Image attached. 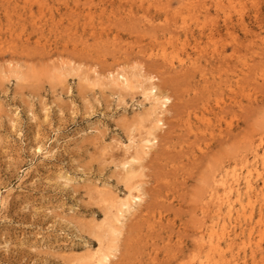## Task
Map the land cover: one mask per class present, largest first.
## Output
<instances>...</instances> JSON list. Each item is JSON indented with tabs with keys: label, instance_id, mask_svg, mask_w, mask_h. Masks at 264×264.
Segmentation results:
<instances>
[{
	"label": "rangeland",
	"instance_id": "374dc122",
	"mask_svg": "<svg viewBox=\"0 0 264 264\" xmlns=\"http://www.w3.org/2000/svg\"><path fill=\"white\" fill-rule=\"evenodd\" d=\"M10 1L0 0V264H75L98 247L109 206L95 190L123 197L116 166L126 158L121 144L140 132L143 98L79 78L92 67L106 75L142 66L159 73L174 101L160 146L144 161L147 205L126 222L114 264H192L216 163L251 158L244 142L264 130V0ZM226 17L237 42L226 36ZM250 39L256 54L242 58L255 59L254 70L238 106L219 84L234 81L233 48ZM222 47L228 59L220 63Z\"/></svg>",
	"mask_w": 264,
	"mask_h": 264
},
{
	"label": "bare ground",
	"instance_id": "6f19581e",
	"mask_svg": "<svg viewBox=\"0 0 264 264\" xmlns=\"http://www.w3.org/2000/svg\"><path fill=\"white\" fill-rule=\"evenodd\" d=\"M14 1L16 2H14L15 4L18 2L30 4L32 2V0ZM179 1L188 6H195L200 3V0ZM9 2L11 1L7 0V3ZM203 2L206 1H202V4ZM19 4L20 3H18L17 6H19ZM202 4H199V6ZM224 22L225 26L227 25L226 36L231 37L237 42L235 33L230 29V27H228L230 18L226 17ZM241 24L244 25L243 21ZM211 32L210 39L216 40L217 37H215V35L217 33L215 34L214 31ZM221 36L222 35L219 34L218 40L221 39ZM254 42L255 41L250 39L245 42H238L235 45L232 56H237L239 61L237 62L238 64L235 66V69L232 68L234 71L231 69V71L234 72V79L232 78L234 81L227 78L228 80H226L223 85L219 84L220 89H223L224 91L227 90L234 95V104L238 106L239 103H241L238 98L243 95L249 87L247 86V83L248 80L252 79V77H250V73L252 74V71L254 70L255 62V59L251 58V60L249 58L244 60L242 57L245 58L246 56L242 55V52L245 51L247 54L251 51L253 52ZM215 51L216 57H218L220 63L221 61H227L228 56L224 47L216 48ZM252 52L251 54H256L255 52ZM163 59L166 60L164 54ZM225 62L224 64H226ZM164 64H166V62H164ZM75 65L74 68L76 67ZM64 66L67 65L64 64ZM63 68L70 69L68 66ZM91 69L92 71L90 70L89 73L84 74L82 72L84 76L83 78L80 76L79 79L87 83L90 81L97 82V84L99 81L104 79L118 90L117 94L119 98L120 96L123 98L124 93L132 90H137L143 98L142 101H138L136 104L138 109H141L136 118L140 132L137 135H135L134 132L128 139L129 143L121 144L126 153V158L124 160L122 159L123 161L116 166L123 169L121 177L125 185V193L123 197H120L114 195L112 190H95L101 199L104 202H107L106 207L109 206L104 220L102 221L105 232L103 231L104 228H102L104 235L100 236L98 239V247L93 250L88 249L83 255L78 257L75 262V264H114L115 259L119 258V254L121 252L120 241L121 238H123L122 236L124 234V230L126 229V222L129 220L130 216L133 217L137 214V212L141 211L140 208L146 202L147 195L149 194L147 188H145L147 182L144 180L146 176L144 173V171H146L144 161L152 155L158 146H160V135L169 125V123L166 122V118L172 113L171 107L173 105L174 98L159 84L160 78L157 75L159 73L150 72L143 66L133 68L130 72L123 67L119 68V70H107V74L105 73L106 75H103L101 71L96 68L93 69L92 67ZM66 71L68 72V70ZM222 71H224V69H222ZM21 76L18 77L20 78ZM105 83L107 85L106 81ZM248 91L250 94L246 96H252V89H249ZM146 104L149 105L148 109L143 108ZM217 104L220 106L219 102ZM227 107H225V109H227ZM241 107L242 106H240V108ZM55 108L59 109L57 105ZM48 109L49 108L45 109L47 113ZM204 109L205 108H203V110ZM220 109L225 110L224 107L221 106ZM241 109L239 110L241 111ZM222 113H224V111ZM188 124L189 123H187V126H190ZM135 129L137 130V128ZM92 130L94 129H91V132ZM184 132H186V130H184ZM186 135H189V133ZM221 137L218 138L220 139V142L223 141ZM196 139V142H199V137ZM200 139H202V137ZM226 139L229 140L228 137ZM208 140L209 139H207V141ZM244 145L248 150H250L252 154L251 158L248 154L242 152L239 155V160L234 161L232 164H224L223 160L218 161L216 163L215 170L212 172L211 184L206 190L207 195L203 199L199 210L200 218L199 225L196 230L197 237L194 240L195 254L192 258V264H248L249 259L252 264H260L259 261H262V263L264 261V130L259 133L258 140L254 138L250 139L249 141L244 142ZM60 146L61 143L57 140V147L60 148ZM37 147L38 152H42L43 148L41 146ZM58 148L56 151H58ZM145 164L147 165V163ZM8 199L9 194L4 196L1 201L3 206L7 205ZM174 212L177 213L178 211L175 210ZM138 218L139 217L137 216V219ZM166 224L163 225L166 226ZM75 228L78 230L77 226H75ZM9 247V241L6 240L5 248L9 249ZM179 252L184 254L183 249H179L178 253Z\"/></svg>",
	"mask_w": 264,
	"mask_h": 264
}]
</instances>
